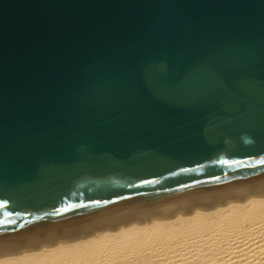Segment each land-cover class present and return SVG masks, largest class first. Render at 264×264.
I'll use <instances>...</instances> for the list:
<instances>
[{"label":"water","instance_id":"obj_1","mask_svg":"<svg viewBox=\"0 0 264 264\" xmlns=\"http://www.w3.org/2000/svg\"><path fill=\"white\" fill-rule=\"evenodd\" d=\"M264 0H0V251L264 188Z\"/></svg>","mask_w":264,"mask_h":264},{"label":"bare ground","instance_id":"obj_2","mask_svg":"<svg viewBox=\"0 0 264 264\" xmlns=\"http://www.w3.org/2000/svg\"><path fill=\"white\" fill-rule=\"evenodd\" d=\"M0 264H264V188L3 250Z\"/></svg>","mask_w":264,"mask_h":264},{"label":"snow or ice","instance_id":"obj_3","mask_svg":"<svg viewBox=\"0 0 264 264\" xmlns=\"http://www.w3.org/2000/svg\"><path fill=\"white\" fill-rule=\"evenodd\" d=\"M260 163H264V161H260Z\"/></svg>","mask_w":264,"mask_h":264}]
</instances>
